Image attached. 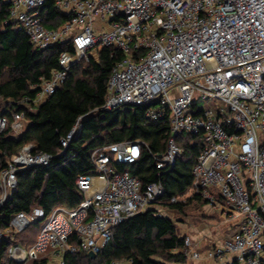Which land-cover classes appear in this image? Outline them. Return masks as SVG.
I'll use <instances>...</instances> for the list:
<instances>
[{"label": "built area", "instance_id": "2783aa9c", "mask_svg": "<svg viewBox=\"0 0 264 264\" xmlns=\"http://www.w3.org/2000/svg\"><path fill=\"white\" fill-rule=\"evenodd\" d=\"M5 2L8 22L35 49L63 44L72 50L61 52L59 69L41 83L34 104L54 93L75 62H87L103 48L120 52L103 110L155 103L146 115L151 121L169 112L166 150L154 157L159 170L171 168L182 155L178 140L183 135L200 136L203 149L189 190L223 220L235 222L232 235L205 256L215 264H264V0H55L56 10L68 17L56 27L45 25L46 0ZM195 96L221 100L233 117L224 118V111L217 116L192 111ZM13 119V131L22 133L24 114L15 113ZM7 124L0 115V132ZM78 133L77 122L61 146ZM142 146L128 141L95 150L91 159L96 174L77 180L84 198L75 208L56 207L46 214L35 207L14 215L8 229L0 227V246L32 225L39 224V230L28 249L10 246L9 259L26 264L49 257L63 264L66 254L97 255L116 226L154 207L164 194L161 183L142 188L139 179L111 167L112 161L134 163ZM50 159L31 144L13 156L0 171V207L16 190L18 171ZM183 253L188 261L200 258L189 236L184 237Z\"/></svg>", "mask_w": 264, "mask_h": 264}, {"label": "trees", "instance_id": "16d2710c", "mask_svg": "<svg viewBox=\"0 0 264 264\" xmlns=\"http://www.w3.org/2000/svg\"><path fill=\"white\" fill-rule=\"evenodd\" d=\"M55 0H46L42 8L45 25L56 27L68 20L54 6ZM9 6L0 0V115L8 120L0 132V171L11 158L27 144H34L37 152L51 155L46 165H37L17 172V188L0 207V227L9 228L12 217L29 213L39 207L46 214L56 207L75 208L84 198L78 189L80 177L95 175L91 155L95 150L122 142L142 143L139 158L132 164L111 162L117 172H128L140 180L142 188L161 183L164 194L151 209L137 213L116 226L109 243L96 255L66 254L63 264H187L183 253L184 237L163 209L183 213L186 203L171 199L186 194L193 183L192 169L203 149L200 136L183 135L178 144L182 155L171 168L159 170L154 157L164 154L170 137V114L151 121L147 113L156 107L127 105L105 111L102 106L106 86L120 52L103 48L88 61L75 62L66 80L39 104H34L38 88L59 69L58 57L63 51L72 52L69 45L58 44L45 50L33 47L29 37L14 30L8 22ZM23 113L27 123L23 133L12 129L13 114ZM79 123V133L62 147L65 138ZM188 201H201L194 193ZM39 230V224L13 235L0 246V264H15L8 257V249L18 244L25 249L26 232ZM36 233V234H37ZM30 239V238H29ZM24 245V246H23ZM32 245V244H31ZM30 247V246H29ZM27 264H47L46 259Z\"/></svg>", "mask_w": 264, "mask_h": 264}, {"label": "rangeland", "instance_id": "374dc122", "mask_svg": "<svg viewBox=\"0 0 264 264\" xmlns=\"http://www.w3.org/2000/svg\"><path fill=\"white\" fill-rule=\"evenodd\" d=\"M192 111H212L215 116H217L219 113L224 111L223 117L224 118H231L233 117V112L229 111V108L226 104H224L221 100L209 97L207 99H202L199 97L193 98V104ZM191 190H188L186 194H184V197L181 201H184L186 203L184 212L183 213H169V211H166L164 213L168 214L170 218L174 221V223L177 226L179 234H188L191 236H199L201 233H203L205 230L209 231L208 235L213 233L214 237L218 238H227L232 235L233 225L235 222H224L223 219L218 216L216 211L212 209L209 206H205L204 202L201 201H188V198H190L193 194ZM202 230V231H201ZM225 232V233H223ZM231 232V233H229ZM37 231H30L26 232V235H29L30 239H26V243L33 244L36 240V234ZM22 235V234H20ZM21 242L20 239H17L15 241L16 244H19ZM29 245V246H30ZM24 246V245H23ZM29 246H24L25 249H28ZM49 258V260H46L47 264H58V260H54Z\"/></svg>", "mask_w": 264, "mask_h": 264}, {"label": "crops", "instance_id": "0c3cea01", "mask_svg": "<svg viewBox=\"0 0 264 264\" xmlns=\"http://www.w3.org/2000/svg\"><path fill=\"white\" fill-rule=\"evenodd\" d=\"M26 125H27V123H26V121H24V123H23V126H24V130H25V128H26ZM24 130H23V132H24ZM22 132V133H23ZM31 145H33L34 147H35V145L34 144H31ZM193 192V191H192ZM192 194H194V192L192 193ZM202 200H205V199H202ZM206 201V200H205ZM220 203V199H218L217 198V201H216V206H218V204ZM205 206H209L208 205V203H207V201H206V203H205ZM210 207V206H209ZM215 210V209H214ZM163 215L164 214H166V213H164V212H166L165 210H163V209H160L159 210ZM216 211V213L218 214V216H220V213L217 211V210H215ZM170 213V212H169ZM168 215V214H167ZM169 216V215H168ZM221 217V216H220ZM225 223H226V221L225 220H223ZM202 231V230H201ZM209 231H204L203 233H201V235H199V236H191V235H188V234H186V233H184V234H181V236H183V237H185V236H189L190 238H191V240H192V245H193V249L194 250H196V251H198L199 252V254H200V258L198 259V260H190V261H186L187 262V264H215L214 263V261L213 260H211V259H208L206 256H205V253H206V251H208L209 249H212V248H214L215 246H217L218 244H220L225 238H218L217 236L216 237H214L213 239H211L212 238V236H213V233L212 234H210V235H208L209 233H208ZM232 233H233V230L231 231ZM231 232H229V233H231ZM223 233H225V232H223ZM15 245H18V244H15ZM31 246V245H30ZM42 259H46V260H49V257H44V258H42ZM51 260V259H50ZM54 260H57V259H54ZM28 262H30V261H28ZM27 262V263H28ZM26 263V264H27ZM48 263V262H47Z\"/></svg>", "mask_w": 264, "mask_h": 264}, {"label": "water", "instance_id": "95a60500", "mask_svg": "<svg viewBox=\"0 0 264 264\" xmlns=\"http://www.w3.org/2000/svg\"><path fill=\"white\" fill-rule=\"evenodd\" d=\"M88 255H89L90 257H92V258H95V257H96V255L93 254V253H88Z\"/></svg>", "mask_w": 264, "mask_h": 264}]
</instances>
